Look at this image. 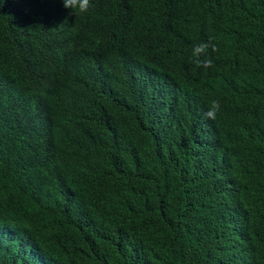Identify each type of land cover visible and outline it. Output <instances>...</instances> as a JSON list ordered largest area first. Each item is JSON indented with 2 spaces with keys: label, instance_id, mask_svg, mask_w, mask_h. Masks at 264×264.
Returning <instances> with one entry per match:
<instances>
[{
  "label": "trees",
  "instance_id": "obj_1",
  "mask_svg": "<svg viewBox=\"0 0 264 264\" xmlns=\"http://www.w3.org/2000/svg\"><path fill=\"white\" fill-rule=\"evenodd\" d=\"M92 2L0 0V264H264V0Z\"/></svg>",
  "mask_w": 264,
  "mask_h": 264
},
{
  "label": "clouds",
  "instance_id": "obj_2",
  "mask_svg": "<svg viewBox=\"0 0 264 264\" xmlns=\"http://www.w3.org/2000/svg\"><path fill=\"white\" fill-rule=\"evenodd\" d=\"M17 2V0H14ZM63 7L69 10V15H81L87 14L93 7L92 0H60ZM211 49L213 52L217 51V45L215 43V37H209L207 42H201L194 44L190 52V63L196 68H209L214 66L213 61L208 58V50ZM221 109L219 100H213L208 106V110L205 113V117L210 120H215L217 114Z\"/></svg>",
  "mask_w": 264,
  "mask_h": 264
}]
</instances>
